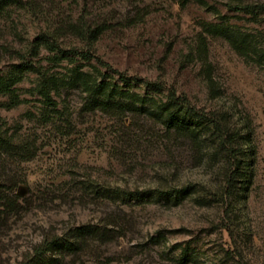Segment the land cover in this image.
Listing matches in <instances>:
<instances>
[{
  "label": "rangeland",
  "instance_id": "1",
  "mask_svg": "<svg viewBox=\"0 0 264 264\" xmlns=\"http://www.w3.org/2000/svg\"><path fill=\"white\" fill-rule=\"evenodd\" d=\"M0 264H264V0H0Z\"/></svg>",
  "mask_w": 264,
  "mask_h": 264
},
{
  "label": "trees",
  "instance_id": "2",
  "mask_svg": "<svg viewBox=\"0 0 264 264\" xmlns=\"http://www.w3.org/2000/svg\"><path fill=\"white\" fill-rule=\"evenodd\" d=\"M4 1V0H3ZM84 58H89V54L87 53H83ZM120 78L126 82L129 83L133 78L128 77L126 75H120ZM40 93L41 95L45 98L46 102L55 105V101L52 98V95L50 93V89L49 86L47 84V82H42V84L40 85ZM182 111L184 116L183 117H179L178 113ZM208 118L206 117V115H203L199 112H197L195 110L194 107L188 106V105H180L175 107L171 113H170V121L175 120L177 123L179 124H184L186 127L189 126L190 123L195 122V120L197 121H202V122H207V120L205 121V119ZM222 130L220 127H218L217 124H215V126L213 127V133L217 136L218 141H220L221 143H225L226 138L221 134ZM234 173L232 171L231 175H230V179L234 180ZM191 188V184H188L186 186L183 187H171L168 189H144V190H140V189H134V190H126V189H122L120 187H113L110 188V192L117 194V195H123L124 197H141L144 196L145 194H148L152 191H157L158 193H160L161 195H165V196H169V195H184L187 192L190 191ZM7 199V198H6ZM57 240L52 241V244L56 245L57 244Z\"/></svg>",
  "mask_w": 264,
  "mask_h": 264
}]
</instances>
